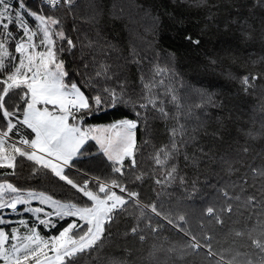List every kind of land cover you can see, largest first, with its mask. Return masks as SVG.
<instances>
[{
	"label": "trees",
	"instance_id": "16d2710c",
	"mask_svg": "<svg viewBox=\"0 0 264 264\" xmlns=\"http://www.w3.org/2000/svg\"><path fill=\"white\" fill-rule=\"evenodd\" d=\"M22 2L30 11L59 17L76 45L61 56L66 80L77 84L91 108L70 123L80 122L86 130L124 120L138 123L137 163L132 168L125 161V176L112 171L93 140H86L66 169L81 183L117 177L139 194L138 203L116 210L98 247L71 264H257L264 255L256 247L264 240V0H74L71 8L62 3L56 9L40 0ZM100 64L110 66L111 78L95 75ZM157 66L167 71L155 76L164 85L154 91L171 88L177 97L171 102V95L162 96L167 117L140 107L146 102L144 81L154 77ZM106 88L116 90L115 101ZM16 104L23 108L13 94L8 106ZM18 127L34 138L31 130ZM174 128L180 130L179 150L170 161L176 171L168 177L152 156L171 143ZM12 171L0 169V183H12L19 193L43 192L61 203L85 201L26 158L17 157ZM13 195L5 193V199ZM10 217L33 218L26 212ZM51 220L37 225L45 238L73 220L80 223L77 217ZM197 242L199 247L191 246Z\"/></svg>",
	"mask_w": 264,
	"mask_h": 264
},
{
	"label": "snow or ice",
	"instance_id": "6c2138e0",
	"mask_svg": "<svg viewBox=\"0 0 264 264\" xmlns=\"http://www.w3.org/2000/svg\"><path fill=\"white\" fill-rule=\"evenodd\" d=\"M52 9L61 3L71 8L74 0H44ZM0 169H12L15 174L17 157L26 158L35 165L51 171L59 180L70 185L80 193L85 201L82 205L76 203H61L43 192H29L27 197L17 195L5 200V193H19L20 189L12 183H0V210L16 209L17 204L26 203L31 199H39L42 204H50L55 215L59 217H77L68 223L58 235L45 238L35 228H28V234L18 235L19 229L5 232L0 229V262L2 264H71L79 254L96 249L104 238L106 225L114 219L116 210L123 209L129 201L138 203V193L129 189L127 181L117 177L92 180L85 178L77 182L67 172L73 165L71 161L80 153V149L89 138L96 140L101 151L112 163V171L125 176V161L129 166L136 167V153L139 151L136 142L137 121L124 120L110 129H81L77 123L78 114L89 110V98L81 91L76 83L67 82L68 72L61 56L64 51L75 48V43L67 37L61 26V20L55 15L30 11L20 0L17 10H11L5 0H0ZM25 16L31 17L30 24ZM21 33L17 35L16 33ZM190 39V37H189ZM64 42L67 49L63 46ZM199 43V41H194ZM14 48V52L13 49ZM167 69L157 66L154 77L144 81L145 103L140 107L160 112L162 116L169 114L164 108L163 95H171V102L177 97L171 88L164 93H156L158 86L164 85V80H155L162 76ZM97 77L111 78L110 66L98 65L95 72ZM256 77H253L255 79ZM142 81L144 78H141ZM243 84H249V78H243ZM122 90V89H121ZM115 99V89H105ZM19 96L23 108L19 104L8 106L12 95ZM95 103L100 104L101 97L97 95ZM22 114V119L19 116ZM139 115V113H137ZM31 130L34 138L27 136L18 127ZM182 129V126H181ZM115 130V131H113ZM111 132L102 137L97 132ZM178 129H172L173 140L169 145L159 147L152 159L159 168L166 169V175L171 177L176 171L170 164L176 152L178 142L175 136ZM17 137L13 139V137ZM140 179V177H136ZM157 183H160L157 180ZM114 189H119V193ZM227 196V193H225ZM42 213V208L33 209ZM156 215L160 213L152 206ZM208 215H214V208H207ZM45 215H51L46 213ZM180 220H184L181 216ZM4 220L0 219V224ZM24 222L21 221V224ZM41 224L48 223L40 219ZM26 226V225H25ZM27 227V226H26ZM136 228L132 229L135 233ZM144 239L143 236L140 237ZM195 240V236L192 237ZM192 247H199L194 243ZM256 247L264 253V240H257ZM211 251V249H210ZM215 255V253H212ZM231 264V262H229ZM248 264H252L251 261ZM257 264H264V255Z\"/></svg>",
	"mask_w": 264,
	"mask_h": 264
},
{
	"label": "rangeland",
	"instance_id": "374dc122",
	"mask_svg": "<svg viewBox=\"0 0 264 264\" xmlns=\"http://www.w3.org/2000/svg\"><path fill=\"white\" fill-rule=\"evenodd\" d=\"M15 1L16 0H5V2L10 6V9L13 11L18 9L17 8L18 4H15ZM0 10H3L2 7H0ZM77 124H79L78 126L80 127V123L77 122ZM119 124H117V125H119ZM83 129L86 130V128H83ZM92 129L105 130L104 128H96V127H92ZM106 129H110V128H106ZM113 131H115V130H113ZM111 134H112L111 132H103V131L96 133V135H100L102 137L103 136L106 137V136L111 135ZM87 140H90V138ZM28 193H23L24 194L23 197H27ZM18 194H20V193H14V195L12 197H9L8 199H5V200H10L11 198L17 196ZM19 205L20 204H17V206H16L17 208L15 210H13L11 208H7L9 210H5V209L0 210V219L4 220V223L0 224V229H2L4 224L5 225L8 224V225H10L11 229H19L18 235H25V234H28V228H34L36 223H40V219H44V220L48 221V223H45V225L46 224L49 225V224L53 223V221L51 220V216L56 217L55 212H54L53 208L51 207V205L50 204H42L39 199H31V200H28L26 203H22L20 206ZM35 208H42L43 212L42 213H36L33 211V209H35ZM23 212L30 213L33 216L31 222H28L26 219H22V218L18 219V220H16V219L12 220L10 217L13 214H16V213L21 214ZM46 213H51V215L50 216L45 215ZM21 221H23L24 223L21 224ZM37 232H38V230H37ZM0 264H2V262H0Z\"/></svg>",
	"mask_w": 264,
	"mask_h": 264
},
{
	"label": "crops",
	"instance_id": "0c3cea01",
	"mask_svg": "<svg viewBox=\"0 0 264 264\" xmlns=\"http://www.w3.org/2000/svg\"><path fill=\"white\" fill-rule=\"evenodd\" d=\"M80 123V122H79ZM77 125H79V124H77ZM99 128H104V129H106V127H99ZM104 137V136H103ZM90 140H93L94 142H96V140H94V139H91L90 138ZM86 142V141H85ZM97 143V142H96ZM98 146H99V148H100V145L99 144H97ZM101 150V149H100ZM75 158V157H74ZM18 195H20L21 197H23V193H20V194H18ZM21 205V204H20ZM19 205V206H20ZM17 208V207H16ZM5 210H9V209H7V208H5ZM8 225V224H7ZM7 225H3V227H2V229L5 231V232H11L12 231V229H11V227L9 228Z\"/></svg>",
	"mask_w": 264,
	"mask_h": 264
},
{
	"label": "built area",
	"instance_id": "2783aa9c",
	"mask_svg": "<svg viewBox=\"0 0 264 264\" xmlns=\"http://www.w3.org/2000/svg\"><path fill=\"white\" fill-rule=\"evenodd\" d=\"M33 1H34V0H33ZM40 1H41V3L44 4L45 6L51 8L49 5H47V4L44 3V0H40ZM61 4H62V3H61ZM114 190L117 192V194H121V193H119V189H114ZM38 224H39V223H36L35 226H34V228H35L36 230H38V228H37V225H38Z\"/></svg>",
	"mask_w": 264,
	"mask_h": 264
}]
</instances>
